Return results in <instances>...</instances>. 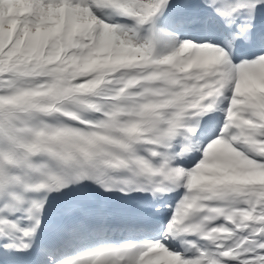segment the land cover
<instances>
[{"label":"snow or ice","instance_id":"6c2138e0","mask_svg":"<svg viewBox=\"0 0 264 264\" xmlns=\"http://www.w3.org/2000/svg\"><path fill=\"white\" fill-rule=\"evenodd\" d=\"M0 264H264V0H0Z\"/></svg>","mask_w":264,"mask_h":264}]
</instances>
